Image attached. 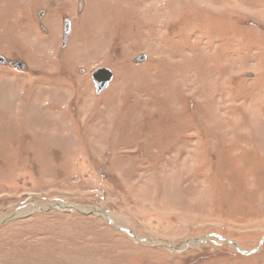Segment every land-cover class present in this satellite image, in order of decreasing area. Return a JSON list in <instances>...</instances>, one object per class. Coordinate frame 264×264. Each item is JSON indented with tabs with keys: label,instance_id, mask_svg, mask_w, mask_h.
<instances>
[{
	"label": "rangeland",
	"instance_id": "374dc122",
	"mask_svg": "<svg viewBox=\"0 0 264 264\" xmlns=\"http://www.w3.org/2000/svg\"><path fill=\"white\" fill-rule=\"evenodd\" d=\"M0 56V264H264V0H0Z\"/></svg>",
	"mask_w": 264,
	"mask_h": 264
},
{
	"label": "water",
	"instance_id": "95a60500",
	"mask_svg": "<svg viewBox=\"0 0 264 264\" xmlns=\"http://www.w3.org/2000/svg\"><path fill=\"white\" fill-rule=\"evenodd\" d=\"M64 34H65V40H66L70 34L69 24L65 25ZM144 59L145 57L141 56L139 58V61H142ZM3 61L5 62V59L2 56H0V62H3ZM17 65H20V63H18ZM91 76L95 84L96 94H101L105 89L108 88L110 82L112 81L113 72L107 67H98L92 72Z\"/></svg>",
	"mask_w": 264,
	"mask_h": 264
},
{
	"label": "flooded vegetation",
	"instance_id": "af4514ba",
	"mask_svg": "<svg viewBox=\"0 0 264 264\" xmlns=\"http://www.w3.org/2000/svg\"><path fill=\"white\" fill-rule=\"evenodd\" d=\"M63 21H64V29H65V25L66 24H69L70 25V29H71V21L68 19V17H65L64 19H63ZM65 44H66V42H65ZM64 44V45H65Z\"/></svg>",
	"mask_w": 264,
	"mask_h": 264
},
{
	"label": "bare ground",
	"instance_id": "6f19581e",
	"mask_svg": "<svg viewBox=\"0 0 264 264\" xmlns=\"http://www.w3.org/2000/svg\"><path fill=\"white\" fill-rule=\"evenodd\" d=\"M31 207H33V206H31ZM32 209V208H31Z\"/></svg>",
	"mask_w": 264,
	"mask_h": 264
}]
</instances>
